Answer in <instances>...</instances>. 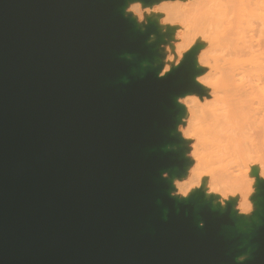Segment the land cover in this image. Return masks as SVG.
<instances>
[{"label":"water","instance_id":"obj_1","mask_svg":"<svg viewBox=\"0 0 264 264\" xmlns=\"http://www.w3.org/2000/svg\"><path fill=\"white\" fill-rule=\"evenodd\" d=\"M129 1L0 0V264H264V180L251 224L170 195L198 50L158 78Z\"/></svg>","mask_w":264,"mask_h":264},{"label":"bare ground","instance_id":"obj_2","mask_svg":"<svg viewBox=\"0 0 264 264\" xmlns=\"http://www.w3.org/2000/svg\"><path fill=\"white\" fill-rule=\"evenodd\" d=\"M128 11L143 16L141 23L153 22L162 36L160 76L193 48L197 67L205 70L195 82L206 98L177 99L183 114L176 131L190 165L185 177L171 180L170 192L232 200L233 214L251 224L256 217L244 214L249 185L264 177V0H136ZM249 18L256 30L247 28Z\"/></svg>","mask_w":264,"mask_h":264},{"label":"rangeland","instance_id":"obj_3","mask_svg":"<svg viewBox=\"0 0 264 264\" xmlns=\"http://www.w3.org/2000/svg\"><path fill=\"white\" fill-rule=\"evenodd\" d=\"M129 3V2H128ZM127 3V4H128ZM150 5V4H149ZM153 7H156V5L154 4V6ZM126 15L127 16H129V17H131V18H133L135 21H136V19H139V17L137 16V15H135L134 14V12H132V11H128L127 13H126ZM147 23H148V21L147 22H145V23H142V26H141V29H143L146 25H147ZM247 28H249V29H252V30H256L257 29V21L256 20H254L253 18H249V23H248V25H247ZM155 39H156V37H152V41H155ZM163 45H165V43L163 42V44H161V46H163ZM191 50V49H190ZM189 50V51H190ZM189 51H186L184 54H183V57L189 52ZM199 53V52H198ZM198 55V54H197ZM163 58V55L161 56V59ZM183 59V58H182ZM182 59H181V61H182ZM180 61V62H181ZM179 62V63H180ZM160 64L162 65V68L164 67V64H163V61L162 60H160ZM178 65V64H177ZM199 69H201V71H202V73H204V68H203V66H200L199 67ZM162 72V71H161ZM196 95H198L199 97H201L202 99H205L206 98V95H205V93H204V91L202 92V93H196ZM205 96V97H204ZM263 169H264V159H263ZM186 175V174H185ZM185 175L183 176V177H185ZM258 176V175H257ZM257 178V177H256ZM258 178L259 179H261V180H264V177H259L258 176ZM255 182V184H254V186H255V188H253V189H255V191H253V193H252V195H251V198H250V200L249 201H254L253 199H254V196H255V194H256V192H257V179L254 181ZM217 195L216 194H213V193H210L209 194V196H207V199H211V200H215V202H216V206H219V207H221V208H225L226 207V204L228 203V202H231V203H234L232 200H226V199H223L222 197H216ZM215 197H216V199H215ZM253 207H254V209H255V204L253 205ZM257 209V208H256Z\"/></svg>","mask_w":264,"mask_h":264},{"label":"clouds","instance_id":"obj_4","mask_svg":"<svg viewBox=\"0 0 264 264\" xmlns=\"http://www.w3.org/2000/svg\"><path fill=\"white\" fill-rule=\"evenodd\" d=\"M143 20H144V17H143V16H140L139 19H136V22H137V24H142L141 22H142ZM157 75H158V78H160V77H159V73H158ZM167 175H168L167 172L163 173V176H164V177H166ZM193 187H196V185H193ZM252 191H255V189H253L252 186H251V184H250V185H249V194H251ZM170 195H171L173 198H177V197H179V198H181V199H187V198L190 197L189 192H187V191H185V192H183V193H180V194H178L176 191H174V192H170ZM254 204H255L254 201H250V202H248L247 207H246L245 212H244L245 215H247V216H253V215H254V213H255L256 210H257L256 207H255V209H254V207H253ZM213 205H214V206L216 205L215 201H213ZM199 226H200V227H204V222H203V221H200ZM244 259H246L245 256H240V257H238V260H240V261H243Z\"/></svg>","mask_w":264,"mask_h":264}]
</instances>
